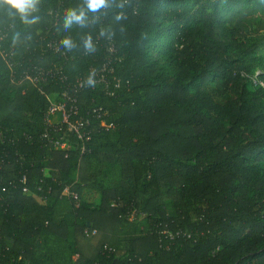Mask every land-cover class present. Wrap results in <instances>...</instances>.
Listing matches in <instances>:
<instances>
[{
  "label": "trees",
  "instance_id": "16d2710c",
  "mask_svg": "<svg viewBox=\"0 0 264 264\" xmlns=\"http://www.w3.org/2000/svg\"><path fill=\"white\" fill-rule=\"evenodd\" d=\"M82 4L40 0L31 26L0 8V264H264V0H110L65 30ZM106 61L119 89L78 107L114 128L92 119L65 158L41 138L61 83L22 73L74 83Z\"/></svg>",
  "mask_w": 264,
  "mask_h": 264
},
{
  "label": "built area",
  "instance_id": "2783aa9c",
  "mask_svg": "<svg viewBox=\"0 0 264 264\" xmlns=\"http://www.w3.org/2000/svg\"><path fill=\"white\" fill-rule=\"evenodd\" d=\"M4 35L0 32V40ZM47 47L55 54H60V57L66 59V53L57 41H50ZM110 55L114 54V47L110 45L107 49ZM120 61V60H118ZM10 67L11 65L8 64ZM114 67L111 61L104 62L98 68H89L86 75L77 78L74 83H69L66 77L62 74V66L58 68H37L33 67L31 73L23 72V77L34 85L45 83L49 79L56 78L62 87L58 94L48 97L49 106L44 114L43 123L44 129L41 138L44 145L54 151H61L64 157H69V152L72 145L69 143V138H73L76 144H80L81 154L85 151V146L91 141L92 136V119L99 122V128L104 131H109L114 128L112 122L106 120L108 114L101 108L91 110L90 117L82 116L78 107V96L84 90H95L102 88L107 96H112L119 89V82L112 78ZM94 80V85H88L89 78ZM253 85L264 88V82L257 78H252ZM24 181V178H23ZM26 193V189H23ZM63 195L77 200V194L71 192L67 187L63 189Z\"/></svg>",
  "mask_w": 264,
  "mask_h": 264
},
{
  "label": "clouds",
  "instance_id": "9594fccd",
  "mask_svg": "<svg viewBox=\"0 0 264 264\" xmlns=\"http://www.w3.org/2000/svg\"><path fill=\"white\" fill-rule=\"evenodd\" d=\"M40 0H0V8L4 10L6 15L13 21L19 20L22 25L31 26L38 22L39 16L36 13L39 12ZM110 7V0H83V4L78 8H70L67 10L64 16L63 27L65 30L70 29L73 25H77L81 28L86 27L90 19L89 14H92L93 21L97 19L96 14L102 12V10ZM123 7V5H119ZM117 20L121 19V16L116 17ZM104 33L101 32V35ZM19 37V33L16 34V38ZM63 47L67 50H72L76 47L75 43L70 38H65L61 41ZM83 47L86 52L94 51V45L91 36H87L83 39ZM88 85H94V80L90 77L87 80Z\"/></svg>",
  "mask_w": 264,
  "mask_h": 264
}]
</instances>
